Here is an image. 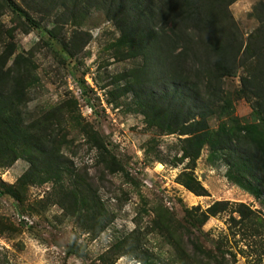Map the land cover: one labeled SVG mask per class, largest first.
Segmentation results:
<instances>
[{
    "label": "trees",
    "instance_id": "16d2710c",
    "mask_svg": "<svg viewBox=\"0 0 264 264\" xmlns=\"http://www.w3.org/2000/svg\"><path fill=\"white\" fill-rule=\"evenodd\" d=\"M235 1L0 0V12L10 9L16 26L28 33L39 26L31 11L44 17L62 7L63 13L56 16V22H61L76 21L86 3L104 10L120 31L115 42L119 59L138 60L115 76L116 85L109 94L113 101L132 94L153 133L143 145L145 157L164 164L158 144L163 136L177 135L176 154L180 152V156L174 155L173 166L186 162L176 182L188 191L208 195L194 174L197 160L208 148V160H220L227 167L225 177L230 183L260 197L264 188V2L253 6L251 16L259 26L244 37L229 10ZM15 28L4 29L8 40L0 52V168L10 167L18 159L29 165L13 184L0 182V195L23 204L29 186L51 183L55 203L95 238L112 218L92 178L84 169L77 170L64 152L75 141L70 132L75 131L95 152V165L105 173L119 174L126 183L135 179L104 135L82 116L73 95L37 118L26 116L30 91L39 78L32 58L16 53ZM47 32L59 40L53 29ZM239 69L243 75L237 95L241 97L246 87L254 99L250 121L234 116L233 98L223 90V80L235 76ZM81 81L82 97L89 102L90 89ZM213 117L218 120L216 128L210 126ZM140 199L142 213L148 216L152 212L150 225L141 226L139 213L135 227L99 256L101 264H114L121 256L143 264H233L236 253L226 236L214 238L203 230L209 218L223 213H228L230 226L239 232L264 233V219L242 202L216 200L204 209L185 207L183 216L177 217L161 204L148 207L142 195ZM6 222H0V232L7 231L10 236L24 223ZM151 233L161 238L167 250L144 251L143 240ZM67 246L68 253L84 255L72 239ZM162 250L167 253L164 258L160 257Z\"/></svg>",
    "mask_w": 264,
    "mask_h": 264
},
{
    "label": "rangeland",
    "instance_id": "374dc122",
    "mask_svg": "<svg viewBox=\"0 0 264 264\" xmlns=\"http://www.w3.org/2000/svg\"><path fill=\"white\" fill-rule=\"evenodd\" d=\"M258 1L264 2L236 0L229 6L244 37L259 26V22L251 16L252 8ZM81 7L76 21L56 22V16L64 11L62 7L44 17L31 11L39 26L28 33H23L16 26L13 21L15 16L10 9L3 10L0 12L3 28L0 30V52L8 40L4 29L16 27L13 32L16 53H24L32 58L39 78L30 91L26 116L29 119L37 118L52 105L73 95L78 100L82 116L104 135L110 148L122 159L135 180L126 183L119 174L105 173L95 165V152L85 145L75 131H71L69 137H74L75 141L69 143L64 152L72 159L77 170L84 169L92 178L98 197L110 212V223L92 238L91 230L86 232L78 227L75 220L55 203L57 197L52 196L51 183L29 186L23 204L0 195V222L9 220L16 225L19 220L25 221L21 230L13 236L7 231L0 232V264H101L99 256L135 227V219L142 213L140 195L146 199L148 207L161 204L177 217L183 216L185 207L200 206L204 209L216 200H229L245 203L264 219V188L261 196L255 197L230 183L225 177L227 167L220 160H208V148L202 151L194 170L195 176L208 191L207 196H197L176 182L186 162L173 166V157L178 150L177 135L163 136L158 144L164 164L145 157L143 145L153 133L146 127L132 94L122 95L115 101L109 94L116 85L115 76L138 63V60L119 59L115 42L120 31L106 18L104 10L88 3ZM48 29H53L59 40L50 37ZM242 72L239 69L235 76L225 78L223 90L233 98L234 116L250 121L254 105L251 92L244 87L240 92L241 97H238L236 91L242 88ZM82 79L85 87L90 89L89 102L82 97ZM217 125L218 120L211 118V128ZM176 155L180 156V152ZM28 165L27 161L18 159L10 167L0 168V182L13 184ZM151 217L152 212L148 216L142 213L141 226L150 225ZM228 218V213L211 217L203 230L214 238L226 236L236 253L233 264H248L250 261L264 264V233L253 236L239 232L237 227L230 226ZM71 239L83 248V256L68 253L67 244ZM143 243L146 253L154 254L158 248H168L155 233L146 235ZM166 256L167 253L162 250L160 257ZM114 264L143 263L121 256Z\"/></svg>",
    "mask_w": 264,
    "mask_h": 264
},
{
    "label": "built area",
    "instance_id": "2783aa9c",
    "mask_svg": "<svg viewBox=\"0 0 264 264\" xmlns=\"http://www.w3.org/2000/svg\"><path fill=\"white\" fill-rule=\"evenodd\" d=\"M24 220V219H23ZM19 221H21V220H19ZM23 222H25V221H23Z\"/></svg>",
    "mask_w": 264,
    "mask_h": 264
}]
</instances>
